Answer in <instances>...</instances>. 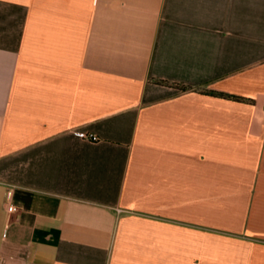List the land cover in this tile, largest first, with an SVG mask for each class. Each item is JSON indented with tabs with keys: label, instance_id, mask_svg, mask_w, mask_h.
I'll list each match as a JSON object with an SVG mask.
<instances>
[{
	"label": "crops",
	"instance_id": "crops-1",
	"mask_svg": "<svg viewBox=\"0 0 264 264\" xmlns=\"http://www.w3.org/2000/svg\"><path fill=\"white\" fill-rule=\"evenodd\" d=\"M263 110L264 0H0V264H264Z\"/></svg>",
	"mask_w": 264,
	"mask_h": 264
},
{
	"label": "built area",
	"instance_id": "built-area-1",
	"mask_svg": "<svg viewBox=\"0 0 264 264\" xmlns=\"http://www.w3.org/2000/svg\"><path fill=\"white\" fill-rule=\"evenodd\" d=\"M264 112V110H263ZM79 137L83 138V139H88V140H91V141H96L97 140V137L95 136H92V135H86L85 133H82V132H77L76 133ZM8 197L10 196V193L7 194ZM8 211L9 212H15L16 211V208L13 207V206H9L8 207Z\"/></svg>",
	"mask_w": 264,
	"mask_h": 264
}]
</instances>
